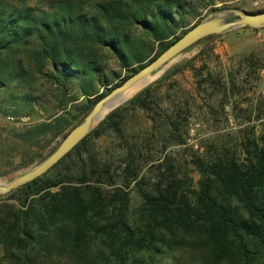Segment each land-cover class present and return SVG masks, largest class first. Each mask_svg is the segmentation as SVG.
<instances>
[{"label": "trees", "instance_id": "trees-1", "mask_svg": "<svg viewBox=\"0 0 264 264\" xmlns=\"http://www.w3.org/2000/svg\"><path fill=\"white\" fill-rule=\"evenodd\" d=\"M183 2L105 0L89 11L81 0H0V113L51 109L42 123L10 127L0 148L34 149L21 167L41 159L143 67H133L148 59L133 29L157 43L154 58L185 33L173 29ZM106 51L128 76L98 94ZM183 66L111 111L44 175L0 197V264H264V134L249 130L237 145L198 156L188 147L189 115L178 110L173 78ZM105 135L101 149L95 141ZM176 146L190 152L196 183L177 172Z\"/></svg>", "mask_w": 264, "mask_h": 264}, {"label": "rangeland", "instance_id": "rangeland-1", "mask_svg": "<svg viewBox=\"0 0 264 264\" xmlns=\"http://www.w3.org/2000/svg\"><path fill=\"white\" fill-rule=\"evenodd\" d=\"M81 1L84 7L91 11L96 3L105 0ZM183 1L185 8L181 10L180 14L175 13L174 16L173 29L176 37L202 19L213 18L231 10L264 11V4L254 7L252 0ZM30 3L35 4L36 0H30ZM131 34L133 40L139 41L143 50L148 53V59L145 62L133 67L144 66L154 59L157 43L140 28L133 29ZM215 36L209 40H201L195 43L173 58L164 68L153 72L145 82V85L148 86L173 67L185 64L182 71L173 78L178 83L175 92L179 96L177 100L180 104L178 110L183 111V113L186 112L184 115L186 117L189 115L190 118L188 147H192L200 157L206 151H219L225 147L237 145L245 136V132L249 130L253 131L256 136L264 134V28L243 27ZM103 63L105 64L104 71L108 76L103 77L102 82H98V94H103L105 88L114 87L128 76V70L124 69L120 60L109 51L104 54ZM202 65H205V69L199 70ZM145 85L142 87L145 88ZM48 87L46 85V89L49 90ZM142 87L127 100L139 93L143 89ZM70 95L78 98L75 103L83 101L77 83L71 87ZM45 96H42L41 99L45 100ZM184 101L190 103L189 113L187 107L183 105ZM51 105L52 108L55 103L52 102ZM48 107H50V103ZM50 111L51 109L47 112L45 109L39 110L36 106L32 114L27 115L15 116L10 113H0V117L12 116L26 119L25 123L18 122L19 124L0 123V142L2 140L4 142L10 127H13L14 130H22L42 123L46 121ZM58 114L60 113L58 112ZM63 138L59 136L53 140L50 146L42 150L43 157L36 159L26 167H21L22 162L29 155L31 156L35 150L32 149L27 156H23L21 150L15 152L16 149L23 148V146L15 147L11 143H4L5 147L0 148V170L5 171L6 174L0 176V181L7 184L12 179L35 167L59 146ZM95 143L103 149L108 145V137L105 135ZM170 151H173L172 153L177 159L176 165L179 166L177 168L179 175L186 177L188 183H196L199 177L198 172L189 162L185 163V160L189 159L188 153L190 152L185 150V146H176ZM156 153V151L152 152L151 155L157 157ZM22 156L25 159H21ZM131 197L139 201L135 192L131 193ZM159 264H174V262L167 259L160 261Z\"/></svg>", "mask_w": 264, "mask_h": 264}, {"label": "water", "instance_id": "water-1", "mask_svg": "<svg viewBox=\"0 0 264 264\" xmlns=\"http://www.w3.org/2000/svg\"><path fill=\"white\" fill-rule=\"evenodd\" d=\"M243 27L252 29L264 28V11L246 12L231 10L213 18L202 19L200 22L188 28L167 49L144 65L135 74L128 77L122 84L116 86L100 98L83 120L65 135L59 146L43 161L20 176L12 179L7 184L0 181V197L8 195L15 189L34 181L49 171L101 123L111 111L126 102L127 99L123 101H119L118 99L130 87L135 84H144L153 72L164 68L173 58L195 43L207 37L221 35Z\"/></svg>", "mask_w": 264, "mask_h": 264}, {"label": "built area", "instance_id": "built-area-1", "mask_svg": "<svg viewBox=\"0 0 264 264\" xmlns=\"http://www.w3.org/2000/svg\"><path fill=\"white\" fill-rule=\"evenodd\" d=\"M261 4H264V0H252V5L254 7H259ZM8 122L19 124L18 122L25 123L26 119H20L12 116L0 117V123H8Z\"/></svg>", "mask_w": 264, "mask_h": 264}, {"label": "bare ground", "instance_id": "bare-ground-1", "mask_svg": "<svg viewBox=\"0 0 264 264\" xmlns=\"http://www.w3.org/2000/svg\"><path fill=\"white\" fill-rule=\"evenodd\" d=\"M147 81V80H146ZM144 84H135L133 85L132 87H130L126 92L125 94H123L118 100H126L128 97H130L133 93H135L137 90H139L142 86H144Z\"/></svg>", "mask_w": 264, "mask_h": 264}]
</instances>
